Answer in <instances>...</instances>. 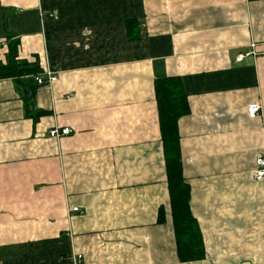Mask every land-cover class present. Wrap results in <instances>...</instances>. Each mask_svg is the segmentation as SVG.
<instances>
[{"label":"crops","instance_id":"obj_1","mask_svg":"<svg viewBox=\"0 0 264 264\" xmlns=\"http://www.w3.org/2000/svg\"><path fill=\"white\" fill-rule=\"evenodd\" d=\"M10 41L58 81L38 89L30 115L49 114L34 121L22 88L0 80V264H264V0H0L4 64ZM252 43L260 54L238 62ZM174 77L206 251L191 263L178 256L155 90ZM56 127L71 133L53 139Z\"/></svg>","mask_w":264,"mask_h":264},{"label":"trees","instance_id":"obj_2","mask_svg":"<svg viewBox=\"0 0 264 264\" xmlns=\"http://www.w3.org/2000/svg\"><path fill=\"white\" fill-rule=\"evenodd\" d=\"M8 45L7 62L0 61V80L12 79L22 88L27 115L32 116L30 107L41 87L36 77L43 69L38 61L18 59V41H10ZM155 90L178 256L182 263L201 261L206 251L199 224L190 208V187L183 177L179 144L178 122L190 112L187 96L181 79L176 77L158 81ZM48 114L45 110L35 111L32 118L37 121ZM163 220V209L160 208L158 221Z\"/></svg>","mask_w":264,"mask_h":264},{"label":"built area","instance_id":"obj_3","mask_svg":"<svg viewBox=\"0 0 264 264\" xmlns=\"http://www.w3.org/2000/svg\"><path fill=\"white\" fill-rule=\"evenodd\" d=\"M49 16L54 19L58 18L57 13H49ZM259 54L260 53L257 50V45L252 43L249 50L241 53L238 56L237 61L243 62L247 57H257ZM262 54L264 56V52ZM36 81L39 86H51L53 83L58 81V73L51 68H45L43 69V73L36 77ZM261 111L262 106L258 101H255L248 106L247 115L250 119H256L259 117ZM70 133L71 130L69 128L59 129L56 127L50 131V137L53 139H62L63 137L70 135ZM256 165L257 169L254 174V180L257 182H262L264 181V153L256 159ZM72 210L74 212H78L80 209L75 207Z\"/></svg>","mask_w":264,"mask_h":264}]
</instances>
